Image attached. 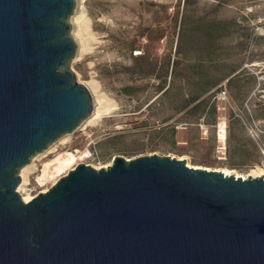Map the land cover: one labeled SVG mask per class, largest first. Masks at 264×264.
<instances>
[{
  "label": "water",
  "instance_id": "water-1",
  "mask_svg": "<svg viewBox=\"0 0 264 264\" xmlns=\"http://www.w3.org/2000/svg\"><path fill=\"white\" fill-rule=\"evenodd\" d=\"M76 0H0V264H264V176L169 155L80 162L23 200L20 170L93 110Z\"/></svg>",
  "mask_w": 264,
  "mask_h": 264
},
{
  "label": "rangeland",
  "instance_id": "rangeland-1",
  "mask_svg": "<svg viewBox=\"0 0 264 264\" xmlns=\"http://www.w3.org/2000/svg\"><path fill=\"white\" fill-rule=\"evenodd\" d=\"M82 4L90 49L71 68L86 86L97 83L116 109L96 125H79L56 152L88 149L84 161L97 166L116 155L158 154L233 174L264 168V0ZM221 119L225 145L216 133ZM56 152L37 160L30 182Z\"/></svg>",
  "mask_w": 264,
  "mask_h": 264
},
{
  "label": "bare ground",
  "instance_id": "bare-ground-1",
  "mask_svg": "<svg viewBox=\"0 0 264 264\" xmlns=\"http://www.w3.org/2000/svg\"><path fill=\"white\" fill-rule=\"evenodd\" d=\"M84 0H77V6L75 8V11L73 15L70 17V21L72 24H74V27L72 29V34L76 42L78 43V50L76 54V58L79 56H82L86 51L90 49L88 38L85 35V28H87V22L85 20V10L84 5L82 4ZM88 89L90 90L94 105L92 113L85 118L79 128L82 126H88V125H96L100 123L104 117L107 115H110L115 109V103L111 102V100L103 93H100L98 91V85L94 81H91L89 84H87ZM217 137L218 141L222 144H226L227 140V122L225 119H221L219 124L217 125ZM69 133L61 136L56 142L51 144L47 149L44 151L34 155L30 161V163L23 166L20 170V174L22 177V182L19 184L18 191L20 192L23 200L29 201L31 200L35 195L31 190L27 187L30 180V175L35 172L37 169V160L42 156L46 157L49 153H53L58 151L57 144L60 143H66L68 141ZM224 148V147H222ZM91 155L90 150H67L64 152H56L54 157L52 159H49L45 161L43 164V173H44V181L43 186L46 185L45 188H43L42 191H46L49 187V184H54L62 175L66 174L69 170L74 168L78 163L84 162L86 158H88ZM190 166L194 167H202L206 168L208 170H211L212 168L202 166L199 164H191L188 163ZM92 165V164H91ZM106 165H93L96 168H100L102 166H108ZM218 170V169H216ZM224 174L229 175L233 174L228 169H220ZM263 174L264 176V168L257 167L256 170H254L252 173H249L248 175H241V174H234L235 176H242L243 178H247L249 175L256 177L261 176Z\"/></svg>",
  "mask_w": 264,
  "mask_h": 264
},
{
  "label": "built area",
  "instance_id": "built-area-1",
  "mask_svg": "<svg viewBox=\"0 0 264 264\" xmlns=\"http://www.w3.org/2000/svg\"><path fill=\"white\" fill-rule=\"evenodd\" d=\"M225 96H226V91L221 90L219 92V98H225ZM43 178H44V173H43V168H41L39 171L36 172L35 175H33V178H32L33 183L30 182V180H29V184L28 185H33L32 189H31L32 190L31 192L37 191L38 187L43 186V181H44ZM52 185L53 184H50V186H52ZM42 190H39V191L41 192ZM39 191H37V193H39Z\"/></svg>",
  "mask_w": 264,
  "mask_h": 264
},
{
  "label": "trees",
  "instance_id": "trees-1",
  "mask_svg": "<svg viewBox=\"0 0 264 264\" xmlns=\"http://www.w3.org/2000/svg\"><path fill=\"white\" fill-rule=\"evenodd\" d=\"M185 2L188 3L189 0H185ZM226 23H229L230 25H237V24H238V22H237L236 19H229V20L226 21ZM179 46H180V42H178V47H179ZM231 80H232V78L229 79V81H231ZM215 85H216V83L211 84V85H210V88H211V87H214ZM166 91H167V89L164 90V92H166ZM195 100H196V98H192V99H190L188 102H186V104L184 105V107L189 106L190 103H192V102L195 101Z\"/></svg>",
  "mask_w": 264,
  "mask_h": 264
}]
</instances>
